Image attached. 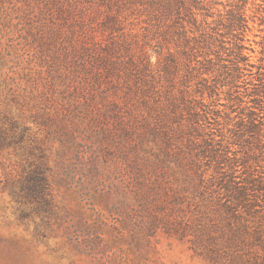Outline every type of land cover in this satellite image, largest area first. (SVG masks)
Wrapping results in <instances>:
<instances>
[{
    "label": "rangeland",
    "instance_id": "1",
    "mask_svg": "<svg viewBox=\"0 0 264 264\" xmlns=\"http://www.w3.org/2000/svg\"><path fill=\"white\" fill-rule=\"evenodd\" d=\"M0 264H264V0H0Z\"/></svg>",
    "mask_w": 264,
    "mask_h": 264
}]
</instances>
